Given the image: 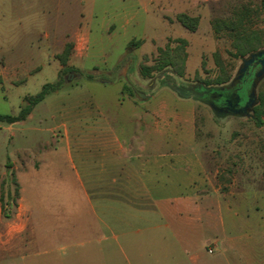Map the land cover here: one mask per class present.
<instances>
[{
	"label": "crops",
	"instance_id": "crops-1",
	"mask_svg": "<svg viewBox=\"0 0 264 264\" xmlns=\"http://www.w3.org/2000/svg\"><path fill=\"white\" fill-rule=\"evenodd\" d=\"M18 1L38 3L44 20L61 5V0ZM194 1L186 0L190 15ZM85 36L74 34L70 61L85 54L87 46L80 47ZM117 72L127 78L126 67ZM113 83L116 92L102 103L72 102L53 110L54 128L41 123L30 128L39 163L31 173L49 172L60 157L74 180L68 187H20L12 216L0 202V264H264V194L249 212L224 202L217 190H206L186 97L174 90L172 97L135 94L137 103L122 93L124 84ZM34 117L31 111L21 122ZM57 130L59 140L41 139V133ZM202 227L212 230L207 247L212 254L159 253L160 235L182 237L184 249L186 234Z\"/></svg>",
	"mask_w": 264,
	"mask_h": 264
},
{
	"label": "rangeland",
	"instance_id": "rangeland-1",
	"mask_svg": "<svg viewBox=\"0 0 264 264\" xmlns=\"http://www.w3.org/2000/svg\"><path fill=\"white\" fill-rule=\"evenodd\" d=\"M259 2L195 0L191 3L195 12L190 15L186 0H61V5L53 6L44 20L38 13V3L0 0V115L17 116L27 107L35 115L32 122L13 126L0 123V202L4 213L14 214V202L22 186L68 187L74 180L68 179L71 174L74 176L70 164L60 157L49 172L40 176L31 173L38 170L39 163L35 156L37 136L30 128L40 123L43 128H54L58 123L51 118L54 109L68 108L76 101L86 103L90 98L102 103L116 92L117 87L110 83L126 85L125 79L146 96L158 93L160 98L172 97V89L185 96L203 162L206 190H217L224 202L238 203L244 211L256 208L264 194L263 130L249 119L250 112L215 113L207 102L190 95L200 88L197 83L215 80L221 69L233 79L237 76L241 60L233 55L231 34L223 23L237 22L241 15V30L264 37V13L258 9ZM179 14L198 18L197 30L185 29L176 19ZM212 24L219 26L218 33H214ZM78 30L87 37L79 40L80 47L84 50L87 46V50L80 60L69 59L63 67L57 59L63 52L62 42L72 44ZM178 39L186 41L183 76L168 72L143 80L139 74L141 65H154L157 50L168 43L177 46L174 40ZM120 67L127 68V78L118 77ZM108 72H113L112 76ZM89 76L102 82L89 81ZM60 79L57 90L35 106L30 105L27 98ZM248 86L247 80L239 94L246 95ZM262 90L264 77L256 85L255 94ZM132 99L138 103L136 96ZM40 135L45 142L61 138L58 130ZM211 231L202 227L186 234L184 249L182 237L164 233L160 235L159 253L185 250L186 254H199L213 241Z\"/></svg>",
	"mask_w": 264,
	"mask_h": 264
},
{
	"label": "trees",
	"instance_id": "trees-1",
	"mask_svg": "<svg viewBox=\"0 0 264 264\" xmlns=\"http://www.w3.org/2000/svg\"><path fill=\"white\" fill-rule=\"evenodd\" d=\"M258 9L264 13V0H260ZM239 19L237 22H224L223 25L226 30L230 31V37L232 39V47L235 49V53L233 54L235 57L240 60L247 58L249 55L253 53H257L261 50H264V37L254 31H247L246 29H240L242 25L243 17L238 16ZM177 21L188 31L195 32L198 28V18H192L186 14H179L177 16ZM240 25L236 27V25ZM212 28L214 33H218L220 30L218 25L212 24ZM174 43L177 46L172 47L169 43L164 48H159L158 57L154 62V65L147 66L141 65L140 67V76L143 80H152L155 75L163 73H172L177 77L181 78L184 72V63L186 60V41L182 39L174 40ZM72 53V44H66L62 54L57 56L61 66L66 67L69 57ZM218 57L217 54L215 56ZM220 68L221 65L219 64ZM243 78L237 79L233 81L225 70L221 69L220 75L215 80L210 81H202L197 83V86L205 89L208 92H220L225 90V92L238 89H241L243 83L249 81V86L245 90L246 95L240 94L241 98L247 101V97L250 94V87L252 83V79H246V76H242ZM89 79H93L92 76L88 77ZM246 81V82H245ZM62 80L60 79L54 85H47L43 91L35 96L27 98L30 101L31 106H35L39 102L43 101L50 92H54L60 86ZM133 86L126 84L122 93L125 91L128 92V96L135 97V93L133 91ZM198 89V88H197ZM199 90V89H198ZM31 112L30 107L22 110L17 116L10 115H0V123H5L8 125L21 122L25 120V118ZM249 119L254 123L256 128L262 129L264 133V91H257L255 94V105L250 110ZM14 206H16L14 202ZM2 211L4 210V204L2 203ZM6 216L7 214L4 213Z\"/></svg>",
	"mask_w": 264,
	"mask_h": 264
},
{
	"label": "water",
	"instance_id": "water-1",
	"mask_svg": "<svg viewBox=\"0 0 264 264\" xmlns=\"http://www.w3.org/2000/svg\"><path fill=\"white\" fill-rule=\"evenodd\" d=\"M256 66H258L257 70H255ZM250 67H252L250 72L253 73V70H255L250 87V94L247 97V101L240 109L232 111L233 114H240V113L249 114L251 108L255 105V88L258 82L264 77V50H261L257 53H253L249 55L247 58L242 59L241 67L238 69L237 76L233 79V81L237 79H241L245 73L250 74L249 72ZM162 74L163 72L161 73V75ZM172 90L175 91L176 89H172ZM133 91L138 96V98L140 99L147 98L146 95L137 92L135 89H133ZM175 92L179 94L178 91ZM190 97L194 98L195 95L192 94L190 95ZM237 99L238 102L236 103V106H238L239 104V96H237Z\"/></svg>",
	"mask_w": 264,
	"mask_h": 264
},
{
	"label": "flooded vegetation",
	"instance_id": "flooded-vegetation-1",
	"mask_svg": "<svg viewBox=\"0 0 264 264\" xmlns=\"http://www.w3.org/2000/svg\"><path fill=\"white\" fill-rule=\"evenodd\" d=\"M253 66V65H252ZM252 67H250L249 72L251 71ZM258 69V66H256L255 70ZM253 70V73L250 72V74L245 73L244 76H246V79H253V74L255 72ZM243 78V77H242ZM246 82V81H245ZM199 89V90H198ZM192 93L195 95V97L198 100L205 101L209 106L212 108V110L215 113L219 114H230L233 110L240 109L246 102L244 98H241L238 89L230 90L225 92V90L220 92H208L203 88H198ZM237 96H239V104L236 106V103L238 102Z\"/></svg>",
	"mask_w": 264,
	"mask_h": 264
},
{
	"label": "built area",
	"instance_id": "built-area-1",
	"mask_svg": "<svg viewBox=\"0 0 264 264\" xmlns=\"http://www.w3.org/2000/svg\"><path fill=\"white\" fill-rule=\"evenodd\" d=\"M207 252H208V254H212L213 253V249L212 248L207 249Z\"/></svg>",
	"mask_w": 264,
	"mask_h": 264
}]
</instances>
